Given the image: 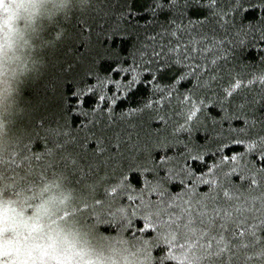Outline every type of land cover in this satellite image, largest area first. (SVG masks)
<instances>
[{
	"label": "snow or ice",
	"instance_id": "1",
	"mask_svg": "<svg viewBox=\"0 0 264 264\" xmlns=\"http://www.w3.org/2000/svg\"><path fill=\"white\" fill-rule=\"evenodd\" d=\"M132 3L118 18H147L129 52L106 67L96 58L94 69L74 77L83 86L59 102L60 110L90 113L88 124L103 120L115 130L95 138L89 158L61 118L46 112L39 117L43 136L0 147V181L24 184L62 168L94 193L82 210L142 240L147 264H264V67L232 58L247 39L237 18L241 0H144L139 12ZM59 37L55 31L53 45ZM145 112L164 122L156 131L171 132L142 144L135 118ZM228 146L238 150L225 154Z\"/></svg>",
	"mask_w": 264,
	"mask_h": 264
},
{
	"label": "trees",
	"instance_id": "2",
	"mask_svg": "<svg viewBox=\"0 0 264 264\" xmlns=\"http://www.w3.org/2000/svg\"><path fill=\"white\" fill-rule=\"evenodd\" d=\"M143 3L144 0H134V3L131 4L133 11L139 12ZM261 3L262 0H241L242 11L237 13V18L243 24L241 38L247 36V39L244 44L234 47L231 53L233 60L238 64H247L253 69L264 67V63H262L264 61V41L260 39V36L264 34V18H261L264 8H261ZM126 4L127 0H88L85 8H74L69 15L67 14V18H64L65 15L42 22L37 38L38 71L27 77L22 83L19 105L15 111L3 116L5 126L0 130V147H7L23 136L37 134L43 136V131L38 127L39 117L47 112L48 116L55 114L61 118L70 134L77 138L80 150L91 158L92 150L97 146L95 138L101 135L107 138L115 129H105L103 120L99 124H88L90 113L86 117L82 113L72 112L70 108L66 111L60 110L59 102L62 96L70 95L76 87L83 86L82 84L77 85L74 77L83 75L85 70L94 69L96 58H99L102 66L106 67L110 60L126 56L135 42L137 34L144 31L137 27L147 18L143 14L135 18L128 16L118 18V13L123 10L122 5ZM245 4L250 6L244 7ZM193 14H195V7ZM237 26L239 27L240 23ZM112 28L117 31L105 35V32ZM55 31H60L61 37L57 38L53 45ZM120 32L126 34L121 35ZM91 82L87 81V83ZM126 103L127 101L119 103L117 112ZM207 112L211 116L218 117L220 115L219 110L212 105L208 106ZM155 115L156 113L145 112L142 116L135 118L142 144H150L171 132L170 126L163 131H156L163 129L164 122L153 119ZM160 115H164V113H160ZM204 118L205 113L202 112L200 120L194 121V127ZM208 122L211 123L210 119ZM22 127L26 128L27 132ZM135 135L134 132V138ZM202 137V132H193V139L202 142ZM180 138L185 139L186 137ZM85 141H87L86 145ZM35 144L38 149L41 141L36 140ZM237 150L228 146L225 154L230 155ZM146 152L147 149L140 153L137 161H143ZM124 163L128 164L130 161L125 160ZM193 166L195 167L194 164ZM53 177L59 178L63 185L72 192V199L62 209V214L70 215L85 226L93 239L102 246L106 244L122 245L126 250H131L139 264H147L144 259L146 253L142 240L120 228L112 229L111 226L103 225L100 221L107 217L92 216L91 208L82 210L81 206L85 203L91 205L94 193L84 185L73 183L68 172L62 168L49 169L43 175L36 174L24 184L0 181V195L13 198L34 197L40 186ZM132 180L135 182L136 177L133 176ZM176 187L178 186H174L172 190L175 191Z\"/></svg>",
	"mask_w": 264,
	"mask_h": 264
},
{
	"label": "clouds",
	"instance_id": "3",
	"mask_svg": "<svg viewBox=\"0 0 264 264\" xmlns=\"http://www.w3.org/2000/svg\"><path fill=\"white\" fill-rule=\"evenodd\" d=\"M80 0H0V130L19 105L21 85L38 71L37 38L45 20ZM71 190L53 177L34 197L0 195V264H139L119 244L101 245L62 209ZM30 201V202H26Z\"/></svg>",
	"mask_w": 264,
	"mask_h": 264
},
{
	"label": "rangeland",
	"instance_id": "4",
	"mask_svg": "<svg viewBox=\"0 0 264 264\" xmlns=\"http://www.w3.org/2000/svg\"><path fill=\"white\" fill-rule=\"evenodd\" d=\"M90 232V231H89ZM93 238V237H92Z\"/></svg>",
	"mask_w": 264,
	"mask_h": 264
}]
</instances>
